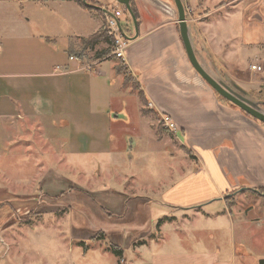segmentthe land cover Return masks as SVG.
Wrapping results in <instances>:
<instances>
[{"label":"crops","instance_id":"1","mask_svg":"<svg viewBox=\"0 0 264 264\" xmlns=\"http://www.w3.org/2000/svg\"><path fill=\"white\" fill-rule=\"evenodd\" d=\"M86 1L103 7L98 4L100 0ZM108 1L122 11L123 20L120 17L118 22L125 35L135 36L128 40L124 61L111 56L112 40L103 32L106 18L100 10H87L67 0H0V162H12L15 156L10 154L17 151L28 153L23 159L35 174L36 187L28 196H48L51 202L46 206L63 209L79 195L75 189L87 191L50 170L48 162L57 168L66 162L71 166L69 174H75L86 169L87 159L94 162V174L109 176L112 168L122 170L121 157L129 147L128 164L145 156V162L153 166L156 160L179 154L194 166L188 163L178 171L174 166L175 181L164 183L162 192L159 183L153 181L141 186L143 196L147 190L155 191L161 200L158 215L167 217L157 221L156 237L149 236V229L142 231L139 245L163 242L166 222L172 227L171 257L189 255L190 260L183 259L185 264H255V259L264 264V255L253 254L254 249L264 248V218L250 205L242 208L244 213L234 214V206L241 210L229 202L231 195L243 191H260L264 196V125L218 97L195 75L179 35L172 0H130L136 28L122 6ZM180 1L191 49L200 67L211 78L257 98L264 90V0ZM251 66L260 71L251 70ZM126 77L135 83L151 113H142L144 106L137 91L125 84ZM124 89L132 94H118ZM133 94L139 100L138 115L144 119L149 136L146 142L128 127L127 100L133 99ZM161 114L171 117L174 133L161 129ZM118 130L124 135L117 134ZM128 137L135 142L128 144ZM53 142H61L65 154L56 151L57 147L45 151ZM35 143L42 144L41 154L35 155L31 149ZM5 147L17 151H3ZM128 172L123 178H128L131 188L134 183L129 180L137 181V177ZM107 195L114 204L127 198L124 192L114 193L112 189ZM142 199L146 202L135 201L137 210L153 205L150 199ZM25 204L15 209H26ZM102 208L125 215L116 207ZM141 220L143 226H149L145 217ZM12 223L10 217L4 220L1 214L0 233ZM249 223L258 230L252 232V246L246 247L244 235L237 239L236 234L248 233ZM210 231L217 236L213 254L205 251L204 240ZM181 238L195 239L199 250L190 253L195 252V246L181 249ZM137 250L138 264H171V257H147ZM120 254L117 264H131L124 251Z\"/></svg>","mask_w":264,"mask_h":264},{"label":"rangeland","instance_id":"2","mask_svg":"<svg viewBox=\"0 0 264 264\" xmlns=\"http://www.w3.org/2000/svg\"><path fill=\"white\" fill-rule=\"evenodd\" d=\"M98 4L106 7L108 12L114 10L113 3L108 0H100ZM89 8L91 7L89 6ZM99 8H101L100 11H102V7ZM123 17L124 15L122 14L120 19L123 20ZM103 32L107 36L105 28ZM128 84L131 86H133L132 84L135 85L133 81H130ZM117 92L118 94H122L123 92L132 94L128 89H124V91L118 90ZM261 94L257 98L254 96L252 99L264 103L263 90ZM133 96V99L127 100L130 122L128 127L139 132L140 138L146 142L149 136L145 132L144 119L138 115L139 100L134 94ZM145 120L148 122L150 121V119ZM124 124L125 123H123L122 126H125ZM161 129L165 130L163 127ZM147 130H149V133L154 138V134L151 133L152 131L149 126ZM119 132L121 136L125 133L123 130H118L117 134ZM151 136L150 140H152ZM177 137L180 136L177 135ZM131 140L135 142V139L130 137H128L126 141L130 144ZM123 141H125V139ZM64 143L67 144V142H63V144ZM41 146L42 144L37 145V143H35L34 146L31 147V149H35V155L41 154ZM55 147H57L56 151L65 154L66 150L65 147H61V142L57 144L53 142L45 151H54ZM14 148L15 147H5L3 151H17L13 150ZM170 148L168 149L171 150ZM130 150L129 147L126 152L122 154V164H124L122 170H120L119 167L117 169L112 168L109 176H103L105 173L102 176L94 174V167L91 170L94 162H89L87 159L85 160L86 169L84 170L81 168L79 169L80 173L75 174H69L72 173V170L68 169L71 166L66 162L62 166L59 165L58 168L54 163L48 162L47 166L50 167V170L64 175V178L67 177L71 182L85 188V191H87V193H83L75 189L76 191L74 193L79 195L76 197L74 196L75 198L73 197L72 202L69 201V205H65L63 209H54L50 206H46L50 205L49 203L51 202L48 200V196H28L31 192L36 190L34 185L35 181H33V179H35V174L32 173L30 165H27L23 159L24 156H28V153H19L17 151L10 154L11 157L15 156L12 162H0V198L2 199L1 201L4 199L10 201L0 203V217L2 214L4 220L10 217L11 221L15 222L8 226L10 228L5 227L0 233V264H117L119 256L116 255L114 251H124L126 259L131 261V264H138L136 258L139 251L137 249L147 257L151 255L157 256L159 254L161 258L167 260L169 257L174 256L169 252L170 240H172L170 230L172 227L166 222L162 230V232L166 234L163 236V242L158 244L151 242L144 247L139 245L144 236V232L142 233V231L149 229V236L156 237L159 229V227H156L157 221L160 218L167 217L164 214L158 215V212L162 211L161 208L157 206L160 204L161 200L156 195L155 191L149 192L147 190L148 194L143 196L141 193H144L145 189L141 186L150 184V182L153 181V184L159 183V190L162 192L165 189L164 183L175 181L173 180L171 171L174 166H176L178 171L180 167H185L188 163L193 167L194 163L192 164L187 158V161H184L176 152V154H178L176 157L156 160L153 166L145 162L147 160L145 156L138 160L135 158L133 163L128 164L131 153ZM169 150H167V153L171 152ZM81 159L82 158L79 160ZM88 164H90V168L87 170ZM66 165L68 167H66ZM83 165L84 164H82V166ZM116 165H119V163L116 162ZM82 166L80 165V167ZM129 170L130 172L128 173L133 171L137 177V181L129 180V182L134 183L131 188L127 185L128 178H123L127 176L125 172ZM87 171L91 173L88 174ZM177 171L174 176L176 178L178 177ZM150 173L154 176H151ZM108 189H112L114 193L124 192L127 196L126 200L120 204H114L115 200L109 196L110 193L107 195ZM92 193L93 195L91 196ZM136 193L138 197L135 196ZM260 193L261 192L255 194L250 191H243L234 196L231 195L229 198L230 204L235 203L239 210H241H236L234 206V209H231L232 212L234 214L240 212L244 213L245 211H242V208L250 205L256 209L262 218H264V199H261V197L264 196ZM100 196H107V199L104 200L103 197ZM144 197L145 199H150L153 205L150 204L151 207H143L145 209L140 208L137 210L135 201H145L142 199ZM26 198H30V200L28 199L27 202H23L22 200ZM65 198L68 200L71 198V195L65 196ZM28 201L32 204L29 203V205H27ZM110 203L111 205H109ZM260 203L263 204L258 208L257 206ZM24 204L28 207L17 211V206L22 208ZM105 206L107 208L116 207L120 210L122 209L125 215H121L122 217L120 215L117 216L115 215L116 211L102 208ZM15 207L17 208L15 209ZM142 216L147 219L146 222L149 226H147V224L143 226L141 220ZM248 225L250 228L248 233L244 234L242 231H239L236 234L237 239L240 238V235H244L246 247L247 245L248 247L252 246V232L258 230L255 224L252 225L249 223ZM145 239L148 241V237ZM194 240L195 239L184 241L181 238V249L188 250V247L192 249V247L195 246ZM204 242L207 246L205 251L209 254H213L217 247V236L210 231L206 233ZM198 250L199 248L195 246V248H193L195 252L190 253H196ZM262 251L264 252V248L260 250L256 248L253 254L256 257L263 256L264 253ZM178 255L179 254H177L176 259H174L175 257L169 258L171 264H185L186 261H183L185 257H188L187 259L190 260L189 255L184 257ZM255 264H259L258 259H255Z\"/></svg>","mask_w":264,"mask_h":264},{"label":"water","instance_id":"3","mask_svg":"<svg viewBox=\"0 0 264 264\" xmlns=\"http://www.w3.org/2000/svg\"><path fill=\"white\" fill-rule=\"evenodd\" d=\"M81 1L88 7L90 6L96 10H101V8L99 7L87 4L85 0H81ZM113 2L124 8L125 13L131 19L134 28H136L135 18L130 8V0H113ZM172 2H173V7L177 14L176 22L178 25L179 35L185 50L187 60L191 68L195 72V75L198 78H200V80L203 83L209 86L217 94L218 97L224 99L225 101L236 107L239 111L243 112L249 118L264 125V108L262 107L264 106L263 102L252 99L249 95L245 94L237 87L234 86L232 87V85H227L224 82H221L220 80H215L211 78L200 67L191 49L188 28L186 25L184 7L180 0H172ZM118 30L122 35V37L126 40H133L135 37L134 36L133 38H128L123 32L122 28L119 26V24H118Z\"/></svg>","mask_w":264,"mask_h":264},{"label":"built area","instance_id":"4","mask_svg":"<svg viewBox=\"0 0 264 264\" xmlns=\"http://www.w3.org/2000/svg\"><path fill=\"white\" fill-rule=\"evenodd\" d=\"M104 16H105V31L107 36L112 40L111 45V56L116 60L124 61L125 50L128 46V40L124 39L118 30L119 18L122 16V11L114 9L112 11H107L106 7H102ZM251 70L260 71V68L257 66H251ZM160 124L168 132L174 133L176 131V126L173 120L169 115L161 114L160 115Z\"/></svg>","mask_w":264,"mask_h":264},{"label":"trees","instance_id":"5","mask_svg":"<svg viewBox=\"0 0 264 264\" xmlns=\"http://www.w3.org/2000/svg\"><path fill=\"white\" fill-rule=\"evenodd\" d=\"M67 1H74V2H76L77 4H79V6L85 8V9H87V10H91V9H92V8L87 7L84 3H82L81 0H67ZM85 2L87 3L86 0H85ZM131 11H132V10H131ZM132 14H133V12H132ZM133 16H134V14H133ZM108 38H109V37H108ZM124 81H125V84L130 83L128 77H126ZM132 85H133V86H131L132 89H133L134 91H137V93H138V97H139L141 103H142L143 106H144L143 109H142V113H143V114H149V113H151L150 110H147L146 107H145V100H144V98H143L141 92L138 91V88L136 87V85H134V84H132ZM259 192H260V191H259ZM114 253H115L116 255H118V256L121 255V254H120V251H114Z\"/></svg>","mask_w":264,"mask_h":264},{"label":"flooded vegetation","instance_id":"6","mask_svg":"<svg viewBox=\"0 0 264 264\" xmlns=\"http://www.w3.org/2000/svg\"><path fill=\"white\" fill-rule=\"evenodd\" d=\"M263 91H264V90H263ZM261 92H262V91H261ZM261 92H260V93H261ZM262 107L264 108V106H262Z\"/></svg>","mask_w":264,"mask_h":264}]
</instances>
